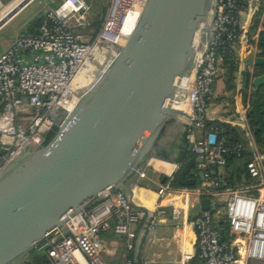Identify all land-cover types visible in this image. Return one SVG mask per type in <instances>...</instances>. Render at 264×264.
Wrapping results in <instances>:
<instances>
[{
    "label": "built area",
    "instance_id": "built-area-1",
    "mask_svg": "<svg viewBox=\"0 0 264 264\" xmlns=\"http://www.w3.org/2000/svg\"><path fill=\"white\" fill-rule=\"evenodd\" d=\"M146 1L110 0L101 27L91 40L84 31L92 24L90 4L86 0H62L58 8L48 12L51 26L38 34L19 35L0 53V171L25 150L41 147L47 134L58 126L59 116L66 118L74 110L83 96L77 75L91 58L94 46L118 45L125 15L131 9L141 14ZM242 2L249 3L247 10ZM263 3L215 0L210 21L195 38L198 55L193 77L188 87L185 76L177 77L176 91L167 99L183 119L185 137L192 144L194 172L204 176L200 186H174V174L166 176L158 187L153 209L137 205L123 190L108 188L91 202V209H83L46 237L44 246L52 260L57 264H108L103 237L107 231L124 235L126 248L133 249L135 225L152 233L169 215L174 221V237L181 245V264H191L195 259L199 264L264 261V153L258 149L247 114L241 115L233 124L249 135L255 157L248 163V171L260 183L219 190L227 185L221 170L229 148L225 137L208 126L207 115V100L218 74L217 48L223 40L235 48L236 27L244 28L242 14H254ZM139 175L145 177L146 173L141 170ZM221 193L228 194L224 212H212L210 198V209L201 208L192 214L196 202ZM222 214L234 235L230 241L216 225ZM188 225L191 235L186 234Z\"/></svg>",
    "mask_w": 264,
    "mask_h": 264
},
{
    "label": "water",
    "instance_id": "water-1",
    "mask_svg": "<svg viewBox=\"0 0 264 264\" xmlns=\"http://www.w3.org/2000/svg\"><path fill=\"white\" fill-rule=\"evenodd\" d=\"M214 3L147 0L126 44L55 137L25 150L0 171V264H20L106 189L130 191V181L176 115L167 99L176 91V78L194 67L195 38L210 21ZM254 64H264V58L256 57ZM253 83L264 85V75ZM251 111L255 130L264 135L258 98ZM194 163L191 158L175 171L180 185L204 180L202 172H193ZM201 206L210 209V198H203Z\"/></svg>",
    "mask_w": 264,
    "mask_h": 264
},
{
    "label": "trees",
    "instance_id": "trees-1",
    "mask_svg": "<svg viewBox=\"0 0 264 264\" xmlns=\"http://www.w3.org/2000/svg\"><path fill=\"white\" fill-rule=\"evenodd\" d=\"M88 4H91V0H86ZM50 3V2H49ZM62 3V0H56L55 3H52V7L55 9L58 8ZM243 9L247 10L249 3L242 2ZM264 22V3L261 4L258 9L253 14L252 18V27L249 29V36L252 38V41L256 43L257 52L256 57L264 58V24L262 25V29L258 32V39L254 40V36H257V31L261 23ZM102 24V20L100 18H95L92 21V26L96 28V30L91 33V40L94 39L97 32L99 31ZM52 25V20L48 16L47 13L40 14L33 19H31L27 25L25 30L23 31V35L29 34H38L41 32L43 27H49ZM236 32L238 34L236 38V47L232 48L229 44L228 40H223V42L217 48V57L220 60V68L221 66L225 69V85L227 90L236 91L235 95V103L236 96L238 94L237 88V74L239 69V49L242 44V38L244 28L240 25H237ZM247 70V69H246ZM260 75H264V64H254V69L252 72V77H257ZM251 76L247 74V82L245 89L243 91V99L245 103H249L247 109V118L249 124L251 126L254 139L258 146L260 152L264 153V135L260 131H256L255 127L257 126V122L254 116V113L251 111V105L254 98H258L260 109L263 111L264 117V85L256 86L253 81H250ZM216 84V82H215ZM215 90V85H214ZM208 126H213L217 129L218 133L221 136H224L226 139V143L228 145V153L225 155L226 162L222 167L221 176L227 181V185L219 188V190H223L225 188H246V187H255L260 183L259 178L252 177L248 171V163L255 157L254 150L249 143V138L246 137L245 130H243L240 126L234 125L230 122L223 121L220 119H209ZM59 126H56L55 130L49 132L43 142L42 146L47 145L57 134ZM241 145V148H238V145ZM187 138L185 139L184 148H187ZM170 153V150L167 151ZM184 157L188 160L194 158V154L191 151L185 149ZM195 168V164H194ZM174 186H182L178 183V180L174 177L173 179ZM195 187V186H189ZM209 198H213V196L209 195ZM92 206L89 207L91 209ZM215 211V208H212V212ZM216 225L221 232L224 239L230 241L234 235L231 234L229 223L226 221V215L222 214L216 220ZM44 242L39 244L36 248H34L29 255L20 263V264H57L54 260H52L44 246ZM191 264H199L198 260L195 259Z\"/></svg>",
    "mask_w": 264,
    "mask_h": 264
},
{
    "label": "crops",
    "instance_id": "crops-1",
    "mask_svg": "<svg viewBox=\"0 0 264 264\" xmlns=\"http://www.w3.org/2000/svg\"><path fill=\"white\" fill-rule=\"evenodd\" d=\"M47 1L48 0H45L44 6L46 5ZM14 2L15 0H9L7 5H5L4 7L2 6L0 8V11H2ZM0 4H3L2 0H0ZM41 9H39L37 12H39ZM37 12L33 14V18L40 14H43L40 13L35 16ZM251 18H253L252 13L249 15L247 22H250ZM25 28L26 25L24 26V28L20 29L19 32H17L16 34L9 36L7 40L1 45L0 53L10 47L14 43L16 38L23 33ZM261 29L262 28L260 27L257 31V36H254L255 41L256 39H258V32ZM255 58L256 56L254 54V57L252 59L253 62ZM241 69L242 70H240L239 73L240 87L238 88V94L236 96L235 113L230 115L226 114L223 115V118L216 119L227 121L233 124V122H235L236 120L238 121V117L247 114L249 103L247 104L244 102L243 91L247 82L246 76L247 74L250 75V73L253 72L254 63H252L249 69L247 70L244 69L243 63V65H241ZM174 119L179 121L181 125H184L183 119L176 114L165 128V134H163V136L161 137L160 142L162 143L163 148L160 151L156 150L155 148L147 164L141 169L145 173L146 166H150L159 173L166 174L167 176H169L173 175L176 170L182 168L186 164L187 159L184 157V151L185 149L191 151V142L187 140L188 147L184 148L186 139L185 133L182 127L181 129L177 127L174 122ZM168 150H170L169 154L167 153ZM140 171H138L137 177L130 181V191L125 192L132 198V201L137 205L153 209L156 206L158 198L157 191L152 192L150 196L144 193V191L142 192V186L139 185L138 187V184L140 183L141 179L147 177V174L145 177H141L139 175ZM201 208V202H196L194 208L192 209V214L198 213ZM168 216H166V219L161 222L157 229L152 233H148L140 224L135 225L134 229L137 232V237L135 239L133 249L126 248L124 235L117 234L113 231H107L103 237L106 246V258L108 264H128V261H131L132 264H181V259H179L180 262H170L167 256L168 247L170 246L172 241H176L177 251L181 258V245L174 237L173 224L170 222ZM191 230L192 228L188 225L186 227V234L191 235ZM161 259H164V263L159 262Z\"/></svg>",
    "mask_w": 264,
    "mask_h": 264
},
{
    "label": "rangeland",
    "instance_id": "rangeland-1",
    "mask_svg": "<svg viewBox=\"0 0 264 264\" xmlns=\"http://www.w3.org/2000/svg\"><path fill=\"white\" fill-rule=\"evenodd\" d=\"M23 0H15L14 3L10 4L7 6L5 9H3V12L0 15V20L7 16L9 13H11L12 10H14ZM3 4H0V8L8 4L9 0H2ZM45 0H31L29 1L25 6H23L19 11H17L14 15H12L1 27H0V47L1 45L7 40V38L11 35L16 34L19 32L20 29L24 28L27 23L33 19V14L37 12L39 9H41L44 6ZM50 2V3H48ZM52 3H55L56 0H48L46 5L35 14L40 13H47L53 9ZM110 0H91V22L95 18H100L103 21V18L107 12L108 6H109ZM249 18L248 12L242 14V23L244 25V32H243V39H242V44L239 49V69H238V74H237V88L240 87L239 83V73L241 69V65L244 63V69H249L252 63L254 54L256 56L255 50L256 49V43L252 41V38L249 36V29L252 27V18L250 22H247ZM263 23L260 24L259 28H262ZM96 30L92 25L86 28L84 31L88 36H91V33H93ZM105 47H108L112 44L104 43L103 44ZM91 58L87 61V63L84 65V67H88V64L90 63ZM113 58L110 54V57H106L105 60H102L100 62H97L96 65L97 69L96 71L99 73L105 72V70L110 66L112 63ZM252 61V62H251ZM95 72L92 70L88 74V76L85 78L84 83H89L93 80L95 76ZM251 79L250 81H253L252 73H250ZM247 79V78H246ZM79 82V84H82L80 80H76ZM82 84V85H83ZM84 88V86H83ZM238 91V90H237ZM235 95L236 91L232 90H227L226 85H225V69L221 66L220 68V60H218V74L216 78V84H215V90L211 96H209L207 100V115L209 118L216 119V118H223V115L226 114H233L235 113ZM65 118V115L62 114L58 118V126L61 125ZM238 120L240 119L239 117L237 118ZM175 124L177 125L178 128L183 129L184 131V125H181L179 121L174 119ZM246 134V133H245ZM249 136L246 134V137ZM147 177L144 179L140 180V183L138 184L142 186V192L146 193L147 195H151L152 192L157 191L159 185L163 182V179L166 174H161L158 171L154 170L150 166H146L145 168ZM193 168V172H194ZM167 176V175H166ZM200 182H198L195 187H199ZM228 200V194L221 193L218 196H215L212 198V207L215 208L214 213L217 212V210H220L221 212L225 211V205L226 201ZM170 222L173 224L174 221L169 218ZM168 258L170 262H180L179 259L180 256L177 251V242L172 241L170 246L168 247ZM27 257V256H26ZM160 263H164V259H161L159 261ZM248 264H264L263 260L259 259H250Z\"/></svg>",
    "mask_w": 264,
    "mask_h": 264
},
{
    "label": "bare ground",
    "instance_id": "bare-ground-1",
    "mask_svg": "<svg viewBox=\"0 0 264 264\" xmlns=\"http://www.w3.org/2000/svg\"><path fill=\"white\" fill-rule=\"evenodd\" d=\"M2 12H3V10L0 11V15ZM10 14L11 13H9L7 16H5L4 18H2L0 20V27L11 17ZM139 16H140V11H138V10L131 9L129 12H127V14L125 15V18L123 19V22H122V29H121V32L119 35L118 45L116 44V45H110L108 47H105L103 44H97L96 46H94V48L92 50L91 61L88 64V67H83L82 70L77 75V80H80L81 83L83 84L85 78L88 76L90 71L93 70L96 74L91 82H89L87 84L84 83L83 85L80 84L79 88H80L81 92L83 93V95L87 94L99 82V80L103 76V73H99L96 71L97 66H98V65H96L97 62L105 60V58L108 56L110 57V54L114 60V58L119 53V46L125 45L127 40L129 39V37L131 36V34H132V32H133V30H134V28L138 22ZM197 53L198 52L196 51V53L194 55V62L196 61V58L198 55ZM192 77H193V69L191 70V72L189 74H187L185 76V78H186L185 85L187 87H188V84L190 82V79H192ZM83 86H84V88H83Z\"/></svg>",
    "mask_w": 264,
    "mask_h": 264
},
{
    "label": "flooded vegetation",
    "instance_id": "flooded-vegetation-1",
    "mask_svg": "<svg viewBox=\"0 0 264 264\" xmlns=\"http://www.w3.org/2000/svg\"><path fill=\"white\" fill-rule=\"evenodd\" d=\"M163 134H165V130L163 131L162 135L160 136L159 141L157 142L156 150H158V151H160V150L163 148V145H162V143L160 142V141H161V137L163 136ZM178 174H179V173H177V174L175 175V178H176V179H177V177H178ZM188 177H191V176L189 175ZM164 178H165V177H164Z\"/></svg>",
    "mask_w": 264,
    "mask_h": 264
}]
</instances>
